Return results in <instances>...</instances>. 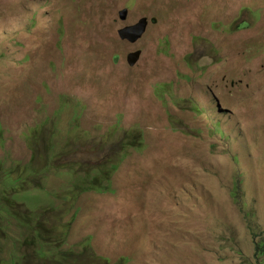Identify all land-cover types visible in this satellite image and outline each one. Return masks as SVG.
I'll return each mask as SVG.
<instances>
[{
	"label": "rangeland",
	"instance_id": "rangeland-1",
	"mask_svg": "<svg viewBox=\"0 0 264 264\" xmlns=\"http://www.w3.org/2000/svg\"><path fill=\"white\" fill-rule=\"evenodd\" d=\"M0 192L6 264H264V0H0Z\"/></svg>",
	"mask_w": 264,
	"mask_h": 264
},
{
	"label": "trees",
	"instance_id": "trees-1",
	"mask_svg": "<svg viewBox=\"0 0 264 264\" xmlns=\"http://www.w3.org/2000/svg\"><path fill=\"white\" fill-rule=\"evenodd\" d=\"M138 139L141 140L140 137ZM53 143H54L53 147L58 145V139H57L56 136L53 139ZM47 156H48V158H50L51 155L48 153ZM58 163L60 164V162H58ZM59 164L56 163L54 166L57 167ZM46 168H48V166ZM48 172H51V171H48ZM3 176H4L3 177L4 179H7V182L3 184L4 190L6 191V194H7L10 191V189L13 187L12 182H11L12 175H10L9 173H5V174H3ZM29 176H34L32 171H28L25 176H21V177L15 178L14 186L17 187L16 188L17 190H18V188H20L23 185L26 186V189H24V191H22V192H26V191L30 190V188H37V187H31V182L29 181V179H27ZM86 176L89 177V179L91 181L93 180V175L87 174ZM38 189L44 190L43 188H40V187H38ZM0 194H2V196H3V192H0ZM3 197L5 198L6 195L4 194ZM8 199L9 198H6L7 204L3 205V207H6L8 209L5 212L4 211L3 212L0 211V216H1L0 218L1 219H6L8 221L16 218V219H18L19 222L24 220L25 226L26 227H30L31 224H28L25 221L26 220V215L28 214V217L31 219L29 221L34 222V220L36 218H38V212H36L35 216H32L31 213L29 212V208L25 207L26 210L21 212V213H19L15 209V206H17L18 204L15 203V202H11ZM1 201H3L2 197H0V204H2ZM35 222H40V221L36 220ZM30 230H32L33 233L35 234V231H36L35 228H31ZM0 233L5 235L2 226H0ZM62 254H63V257L66 258V259H68L70 257H73V260L75 261V263H79V257L80 256H84V253L78 252V251H76L73 256L70 255L69 253H62ZM255 254H256V257L259 256V255H264V241H260V242L256 243V245H255ZM37 255L39 257H46L47 256V252L44 251V248H43V246L41 244H40L39 249L37 251ZM0 264H6L5 260L1 259L0 260Z\"/></svg>",
	"mask_w": 264,
	"mask_h": 264
},
{
	"label": "water",
	"instance_id": "water-1",
	"mask_svg": "<svg viewBox=\"0 0 264 264\" xmlns=\"http://www.w3.org/2000/svg\"><path fill=\"white\" fill-rule=\"evenodd\" d=\"M120 19L125 20L126 19V11H122L120 13ZM147 21L146 19H141L136 25H133L131 27H127L123 30H121L119 33L122 37L126 35L128 38H130L131 42L133 43L136 41L139 37H141L146 30ZM141 52L137 53H131L128 58V63L130 65H134L138 59L140 58Z\"/></svg>",
	"mask_w": 264,
	"mask_h": 264
},
{
	"label": "clouds",
	"instance_id": "clouds-1",
	"mask_svg": "<svg viewBox=\"0 0 264 264\" xmlns=\"http://www.w3.org/2000/svg\"><path fill=\"white\" fill-rule=\"evenodd\" d=\"M119 17H120V16H119ZM142 19H145V18H142ZM136 24H137V23H136ZM136 24H135V25H136ZM132 26H133V25H132ZM127 27H131V26H125L123 29H125V28H127ZM123 29H122V30H123ZM118 36H119V38H120L122 41H126V42L132 44L130 38H128L126 35H124V37H122V36L120 35V33H119ZM140 56H141V55H140ZM127 62H128V60H127ZM128 64H129V63H128ZM141 140H142V139H141ZM135 144H137V146L140 148V150L137 151V152H141V151H142V149H143V147H144L143 140L140 141V142H138V143H137V141H133V140H132L131 143H130V147L124 152V158H125L126 156H128V155L133 151V149H134V147H135ZM231 199H232V201H234V202L237 203V205H238L239 207H236V208H238V210H239V209H240V205H241V192H240V185H238V184H236V183H235V185H234V189L231 191ZM248 221H249L250 224H251V218H250ZM249 230H250V232H252V233L254 234L255 237H258V236H259L257 233L254 232V229H253L252 225H250ZM260 241H264V237H263V236H260L259 240H257V241L254 242V245H256V243H258V242H260ZM254 249H255V248H254ZM255 258H256V257H255ZM247 260H249V259L247 258Z\"/></svg>",
	"mask_w": 264,
	"mask_h": 264
}]
</instances>
